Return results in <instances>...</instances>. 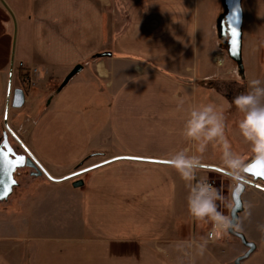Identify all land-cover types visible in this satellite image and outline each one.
Wrapping results in <instances>:
<instances>
[{"label":"crops","instance_id":"obj_1","mask_svg":"<svg viewBox=\"0 0 264 264\" xmlns=\"http://www.w3.org/2000/svg\"><path fill=\"white\" fill-rule=\"evenodd\" d=\"M6 1L19 16L16 64L39 81L54 71L63 79L76 64H85L38 113L25 140L53 176L124 154L201 155L182 131L188 111L208 103L223 112L235 151L241 114L229 94L214 93L213 83L244 81L247 91L253 79L264 85V0H242L244 76L238 82L229 75L238 67L214 58L223 52L216 50L222 45L213 32L219 0L214 8L207 0ZM12 40V21L0 3V105ZM101 51L112 56L93 59ZM15 76L16 68L13 83ZM73 118L88 130L78 132ZM214 147L207 146L201 163L222 167L220 158L208 156ZM240 152L245 164L255 157L251 146ZM216 172L200 168L197 176L212 179ZM29 178L21 186H33L17 205L0 209V264H235L244 250L230 233L223 241L208 240L209 228L197 226L188 212V183L170 164L117 160L84 173L85 183L77 188V178ZM254 188L244 194L260 200H243L239 222L257 249L242 264H264V243L251 235L249 213L244 215L250 204L257 212L251 224H264V191Z\"/></svg>","mask_w":264,"mask_h":264},{"label":"water","instance_id":"obj_2","mask_svg":"<svg viewBox=\"0 0 264 264\" xmlns=\"http://www.w3.org/2000/svg\"><path fill=\"white\" fill-rule=\"evenodd\" d=\"M1 5L8 12L12 25H13V40L9 64V73L7 81L6 98L4 103V116L3 124L4 130L2 136H0V203L7 202L14 194L16 187L20 186L18 179V170L24 168H32V176H46L49 180L54 182H61L64 180L75 179L73 182L74 187H81L84 185V179L81 176L93 169L99 168L111 162L117 160H138L145 162L170 164V159L148 157L140 155H117L92 165L78 168L71 173H68L61 177L53 176L49 170L41 163V161L30 150L26 142L18 135V133L12 128L9 122L10 111L12 108H21L26 104V92L22 87H14V75L16 68V52L17 42L19 35V21L18 17L6 0H0ZM224 11L220 15L217 22V31L219 38L221 39V45L224 46L228 55L237 64L239 71L244 76V61H243V24H244V11L242 6V0H223ZM235 29L238 33L236 37L231 35V30ZM237 41L234 46L232 41ZM112 56L110 51H101L93 55V59H99ZM85 67V64H76L71 71L64 77L60 86L57 88L56 93H59L70 80L79 74ZM52 96L49 98L48 104L51 102ZM10 136L21 147L19 151L11 142ZM204 169H210L227 175L230 177L231 173L227 172L223 167L214 164L201 163V167ZM245 169L250 171H244L243 177L236 183V187L232 191L233 207L230 211V220L232 227L228 228V232L241 239L242 243L248 247V250L238 256L235 259V264H242L246 258H248L256 249V242L249 240L246 235L240 231L237 226L240 220V213L244 211L243 194L248 186L256 187L264 191V177L257 175V173L264 171V161L258 160L255 157L245 164Z\"/></svg>","mask_w":264,"mask_h":264},{"label":"clouds","instance_id":"obj_3","mask_svg":"<svg viewBox=\"0 0 264 264\" xmlns=\"http://www.w3.org/2000/svg\"><path fill=\"white\" fill-rule=\"evenodd\" d=\"M235 79L239 81L238 76ZM248 88L250 90L236 95L232 100L241 114L237 126L243 139L250 144L255 158L264 161V85L259 79H253ZM182 106L183 101H179L177 108ZM182 134L194 143L196 152L201 155L209 144L217 146L221 153V166L231 173L233 183L243 177L245 161L233 150L226 136L224 114L215 105L208 103L192 107L184 121ZM201 155H189L187 150H181L170 157L169 163L188 183L187 207L190 215L197 221L211 222L216 230L226 231L233 225L230 217L220 211V203L225 200L222 192L197 176ZM258 230L264 233V224L258 225ZM206 244L207 241L199 245L201 253Z\"/></svg>","mask_w":264,"mask_h":264},{"label":"rangeland","instance_id":"obj_4","mask_svg":"<svg viewBox=\"0 0 264 264\" xmlns=\"http://www.w3.org/2000/svg\"><path fill=\"white\" fill-rule=\"evenodd\" d=\"M25 2V0H23ZM208 3L206 2V4L209 5L210 8H214V1L215 0H207ZM218 2V0H216ZM202 2V1H201ZM219 6H220V10L221 12L213 18V22H214V36L216 38V41L219 42V44L222 42L221 39L219 38L218 35V31H217V22L218 19L220 17V15L223 13L224 11V5H223V0H219ZM16 10L17 9L16 7ZM223 10V11H222ZM17 12V11H16ZM18 20H19V16H18ZM212 20V17L211 19ZM243 29L245 28L246 24H243ZM207 40H211V35L208 34L207 35ZM216 50L218 51H223V52H218L222 54V59L224 57V63L229 64L230 66H233L235 68H237V64L231 59V57L228 55V52L226 51L225 47L223 46H218L216 48ZM218 57H216L215 52H214V58H220L221 54H218ZM225 53V54H224ZM219 60V59H218ZM217 60V61H218ZM223 62V61H222ZM17 67L20 66L18 63L16 64ZM16 67V76H15V83H14V87H22L21 86V81H20V71L17 70ZM88 69H91L90 66H86ZM239 68L236 69L235 72L231 74H229L230 76H238L240 77L241 73L239 71L240 74H238V70ZM35 71V70H34ZM86 72H82V74H85ZM230 73V71H229ZM220 76V78H224L225 73H218ZM59 74L54 71L53 73H50L49 75L46 76V78H44L43 80L39 81L38 78H35L32 76V74L29 73L28 75V79H27V86H28V92L26 93V100L30 99L26 102V104L21 107V108H12L10 111V118H9V122L10 125L12 126V128L18 133V135L25 141L28 139L29 133L31 131V128L34 127V124H36L37 122V116L39 115L38 113H40L42 110H44V108L47 106V103L49 101V98L51 96H53L56 93L57 88L60 86L61 82L63 81V79L58 78ZM242 76V75H241ZM225 80H218L217 82L213 83V86L215 88L214 93H216V95L218 96H224L229 94L230 97L233 99V96L236 94H240L242 92H246V88L244 87V81L241 82V84H234L233 81L230 82V85L225 84L224 82ZM23 88V87H22ZM24 89V88H23ZM25 90V89H24ZM26 92V91H25ZM218 92H222V93H218ZM32 99V100H31ZM4 103L2 101L1 105H0V136H2L3 134V130H4V124H3V116H4ZM81 118H76L73 120H71V124L74 128L77 129L78 132H85L88 130V127L86 125V123H83ZM238 132V137H239V141H236V148H235V152L237 153H242L240 152L242 150V148L245 145L250 146L249 143H247L243 137L241 136L239 130ZM226 135H228V133H226ZM228 137V136H227ZM10 140L12 142V144L19 150H21V147L19 146V144L15 141V139H13L12 136H10ZM26 142V141H25ZM220 149L215 146L214 147V151H210V158L216 159V158H220ZM254 155V154H253ZM244 156V155H241ZM244 161L246 159V156L243 157ZM86 162L81 163L82 166L85 164ZM19 172V171H18ZM20 175H18L19 177V181L23 183V185H26L28 182L32 181L33 178H29V175L25 176L26 172H20ZM215 181L216 184V189L220 190L222 192L223 197L225 198L224 202L220 203V208L222 206V209H220V211H222L224 214L226 215H230V211L231 208L233 207V200H232V191L233 189L236 187V183H233V181L230 179V177H228L227 175H223L222 173L216 172L214 173V176L212 178ZM34 181V180H33ZM33 186V184H30V187H23V186H18L16 187L14 194L10 197V199L7 202H3L0 203V209L1 210H6V211H11V209L13 207H15L18 203V199L20 200L21 196L28 192V190ZM251 187V186H250ZM27 188V189H26ZM256 189V188H254ZM250 197V195L247 194V192L245 194H243V200H248ZM251 199H256V200H260L257 198V196H253ZM250 204H248V207L251 208V210H249L248 212H246L244 215H248L247 213H249V225L248 228L249 230H252L251 235L254 236L258 242H260V244L264 243V233H261L257 227L251 224V221L253 220L252 218L255 217V214H257V212H254V207ZM224 208V209H223ZM264 218V217H263ZM196 225L201 227L202 229H207L211 226V222H207V221H195ZM242 223L243 221L239 222L237 228L240 230L242 228ZM241 231V230H240ZM229 233V232H228ZM235 237V236H233ZM236 241L241 243L242 248L244 249L243 252L241 253L244 254V252H246L248 250V247L245 246L241 239L238 237H235ZM257 244V243H256ZM257 249V248H256ZM255 249V251H256ZM254 251V252H255ZM252 255V254H251ZM250 255V256H251ZM240 256V255H239ZM249 256V257H250ZM248 259V258H246ZM245 259V260H246ZM244 260V261H245Z\"/></svg>","mask_w":264,"mask_h":264},{"label":"built area","instance_id":"obj_5","mask_svg":"<svg viewBox=\"0 0 264 264\" xmlns=\"http://www.w3.org/2000/svg\"><path fill=\"white\" fill-rule=\"evenodd\" d=\"M207 181L216 188V184H215V181L213 179H207ZM224 215L230 217L229 214L228 215L224 214ZM226 233H228V229L226 231L216 230L211 223V226L209 227V230H208V240L210 242L223 241Z\"/></svg>","mask_w":264,"mask_h":264},{"label":"trees","instance_id":"obj_6","mask_svg":"<svg viewBox=\"0 0 264 264\" xmlns=\"http://www.w3.org/2000/svg\"><path fill=\"white\" fill-rule=\"evenodd\" d=\"M29 68L27 67V66H25V65H20V66H18L17 67V70H19L20 71V76H19V78H20V81H21V86L25 89V91H26V93L28 92V86H27V79H28V75H29V70H28ZM94 155H96V154H91L89 157H92V156H94ZM89 157H87V159L89 158Z\"/></svg>","mask_w":264,"mask_h":264},{"label":"snow or ice","instance_id":"obj_7","mask_svg":"<svg viewBox=\"0 0 264 264\" xmlns=\"http://www.w3.org/2000/svg\"><path fill=\"white\" fill-rule=\"evenodd\" d=\"M231 35H232L233 37H236V36L238 35V33H237V31H236L235 29H232V30H231ZM232 43H233V45L235 46L236 43H237V41H236L235 39H233ZM245 170H246V171H250V169H245ZM257 175L264 177V171H261V172L257 173Z\"/></svg>","mask_w":264,"mask_h":264},{"label":"flooded vegetation","instance_id":"obj_8","mask_svg":"<svg viewBox=\"0 0 264 264\" xmlns=\"http://www.w3.org/2000/svg\"><path fill=\"white\" fill-rule=\"evenodd\" d=\"M19 151H21V150H19ZM22 173V172H26V174H25V176H27V175H31V172H33V169L32 168H24V169H22V170H19V172H18V175H20L19 173ZM32 176V175H31ZM20 177V176H19ZM19 177H18V179H19ZM21 178V177H20ZM23 183L22 182H20V185H22Z\"/></svg>","mask_w":264,"mask_h":264},{"label":"bare ground","instance_id":"obj_9","mask_svg":"<svg viewBox=\"0 0 264 264\" xmlns=\"http://www.w3.org/2000/svg\"><path fill=\"white\" fill-rule=\"evenodd\" d=\"M221 57L220 58H216V57H218V55H216V57H215V60L217 61L218 59V61H217V63L219 64V65H221L223 62V59H222V55H220ZM19 171V170H18Z\"/></svg>","mask_w":264,"mask_h":264}]
</instances>
